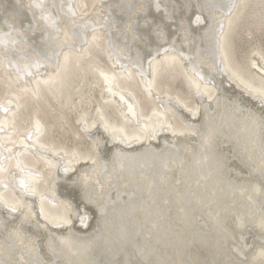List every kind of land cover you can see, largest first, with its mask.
I'll return each mask as SVG.
<instances>
[{"label":"bare ground","instance_id":"6f19581e","mask_svg":"<svg viewBox=\"0 0 264 264\" xmlns=\"http://www.w3.org/2000/svg\"><path fill=\"white\" fill-rule=\"evenodd\" d=\"M35 2L0 0V264L264 262V0Z\"/></svg>","mask_w":264,"mask_h":264},{"label":"snow or ice","instance_id":"6c2138e0","mask_svg":"<svg viewBox=\"0 0 264 264\" xmlns=\"http://www.w3.org/2000/svg\"><path fill=\"white\" fill-rule=\"evenodd\" d=\"M30 7L43 8V5L41 3H37V2H35V0H33V4H31ZM53 7H55V5H53ZM197 19H199V18H197ZM10 27H11V25H10ZM122 99H123V97H122ZM12 210L15 211L14 208ZM261 264H264V262H261Z\"/></svg>","mask_w":264,"mask_h":264}]
</instances>
